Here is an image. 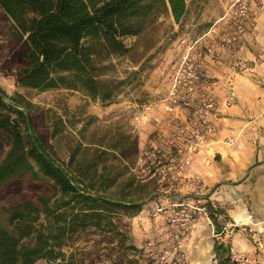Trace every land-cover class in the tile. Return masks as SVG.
I'll return each mask as SVG.
<instances>
[{
  "label": "rangeland",
  "instance_id": "rangeland-1",
  "mask_svg": "<svg viewBox=\"0 0 264 264\" xmlns=\"http://www.w3.org/2000/svg\"><path fill=\"white\" fill-rule=\"evenodd\" d=\"M233 2L188 0L180 24L168 9L160 8L142 32L121 37L126 51L103 55L107 65L103 78L118 83L109 103L79 89L18 86L12 74L16 66L8 61L18 44L10 35L11 23L0 13V87L32 105V133L46 153L62 166L70 154L85 161L94 156L98 171L105 163V173L110 170L118 176L112 186L104 185V194L117 198L122 193L125 202L140 206L110 215L128 236L124 242L93 229L77 232L65 248L77 264H195V254L204 244L209 246L204 262L217 264L214 241L230 247L235 261L245 257L246 264H264V183L250 180L249 185H240L255 164L239 171L236 153L245 149V143L233 148L239 119H250L262 108L258 100L264 98V90L257 88L264 87V78L250 68L264 57V0H250L240 18L231 16ZM225 36L236 39L227 43ZM173 86L180 98L175 103L169 95ZM205 99L213 103L208 116L201 111ZM53 125L57 134L51 138ZM197 130L205 145L190 156L183 174L177 175L174 167L172 178L169 166L179 163L186 153L185 138L194 139ZM242 140L246 142L245 135ZM219 144L224 157L216 155L209 162ZM5 151L0 150V159ZM152 154L164 156L157 163ZM226 154L236 156L231 158L234 163L226 161ZM130 178L134 184L127 187ZM51 193L44 182L24 179L13 185L0 194V224L17 234L5 209ZM215 209L226 214L218 215L217 226L208 217ZM245 214L261 221L262 228L237 220ZM42 221L40 216L37 223ZM182 229L184 235L175 238ZM128 244L135 249H128ZM35 264L46 262L38 259Z\"/></svg>",
  "mask_w": 264,
  "mask_h": 264
},
{
  "label": "trees",
  "instance_id": "trees-1",
  "mask_svg": "<svg viewBox=\"0 0 264 264\" xmlns=\"http://www.w3.org/2000/svg\"><path fill=\"white\" fill-rule=\"evenodd\" d=\"M187 1L0 0V13L11 23L9 32L18 44L8 59L16 66L12 71L15 83L42 91L79 89L109 103L118 83L103 78L107 69L103 55L124 53L120 38L142 32L160 8L168 9L173 21L180 24ZM31 107L16 96H8L0 87V150L6 148L0 159V194L24 179L44 182L52 193L5 209L8 223L18 233L0 224V264H35L38 259L46 264H77L65 248L72 245L77 232L87 229L124 242L128 236L110 215L135 211L139 204L125 202L122 193L117 198L104 194L106 186H112L118 176L110 170L105 173V163L104 170L98 171L99 162L94 156L85 161L78 159V154H70L63 166L54 161L32 133ZM56 134L53 125L50 137ZM133 184L134 180L128 179L127 187ZM220 214L226 217L222 209L210 212L208 217L214 226ZM40 216L43 221L37 223ZM27 238L31 244L22 243ZM126 247L135 249L131 244ZM213 251L217 264H236L230 247L222 242L214 241Z\"/></svg>",
  "mask_w": 264,
  "mask_h": 264
},
{
  "label": "crops",
  "instance_id": "crops-1",
  "mask_svg": "<svg viewBox=\"0 0 264 264\" xmlns=\"http://www.w3.org/2000/svg\"><path fill=\"white\" fill-rule=\"evenodd\" d=\"M258 45L259 44H256V46ZM261 45H262V48L264 49V41L262 42ZM257 61L259 62H257L256 65L251 67L250 70H255V72L257 73V77L264 78V57H260V59H258ZM257 89L259 92H261L264 90V87L259 86ZM258 101L262 105V108L258 112V115H255L254 117L251 116L250 119H247L245 121H241V119H239L238 127H240V129L237 132H235V134L233 135L234 137L233 139L235 142L234 144H236L234 145L233 148H237V145H241L242 142L245 143V149L243 151H240V153L238 152L236 153L237 157L239 158V161L235 162L237 164L236 168L239 169L240 171V169L242 168L246 169L252 166L253 164H255V166L253 167L254 169L253 172H251L252 170L250 169V171L245 176H242L241 178L242 181L240 183L241 186L245 184L249 185L250 180L251 182H254L255 185H261L262 183H264V116H263L264 115V98L259 99ZM244 135L246 137V142L242 140ZM222 148L223 146L220 144L216 147L215 153H218V154L213 153L209 157V162L210 160H212V157L216 155H220L221 159L222 157H224L223 154H221ZM225 156L227 159L226 161L234 163L231 160V158L234 159L236 158V156L230 157L228 156V154H226ZM260 164L262 166L261 168H258ZM236 173H240V172H236Z\"/></svg>",
  "mask_w": 264,
  "mask_h": 264
},
{
  "label": "built area",
  "instance_id": "built-area-1",
  "mask_svg": "<svg viewBox=\"0 0 264 264\" xmlns=\"http://www.w3.org/2000/svg\"><path fill=\"white\" fill-rule=\"evenodd\" d=\"M250 3V0H234L232 6L230 7V11H231V16L233 18H240L245 16V14L248 11V4ZM238 32L242 31V27L241 25H237L236 26ZM236 38L235 36H225V38L223 39L224 41H226L227 43L234 41ZM188 69L191 71L192 69V64L188 65ZM190 77L197 79L198 76L195 75L194 73L190 74ZM170 94V98L172 99V101L175 103L177 99H180L179 96V91L176 88V86H173V88L170 90L169 92ZM184 104H188L187 102H184ZM213 107V103L211 102L210 99H205V103H204V108L201 109L202 113L204 116H208L210 115V110ZM165 108L168 111L172 110L171 106L166 105ZM203 134H201L198 130L195 133L194 139L190 137L185 138V141L187 142L185 145V154H183L182 159L180 160L179 164L177 165H170L169 169L170 171H172V178H174L175 176L173 174H175L174 171V167L176 170V174H183L186 170L185 167L187 164H189L190 162V156L193 155L198 149H200L202 146L205 145V143H203ZM159 153V151H157ZM152 156L154 157V160L157 161V163H159V159L162 158L164 156V154H152ZM185 231L184 229H182L180 231L179 234L175 235V238H180L184 235ZM248 259L245 257H242L238 260H236V264H246L248 263Z\"/></svg>",
  "mask_w": 264,
  "mask_h": 264
},
{
  "label": "bare ground",
  "instance_id": "bare-ground-1",
  "mask_svg": "<svg viewBox=\"0 0 264 264\" xmlns=\"http://www.w3.org/2000/svg\"><path fill=\"white\" fill-rule=\"evenodd\" d=\"M238 221L245 222L247 224L256 226L258 228H262L261 221L254 220L252 219L249 215L245 214L243 217H237ZM209 255V246L207 244H204L203 246L199 247L196 254H195V264H206L204 260L208 257Z\"/></svg>",
  "mask_w": 264,
  "mask_h": 264
}]
</instances>
